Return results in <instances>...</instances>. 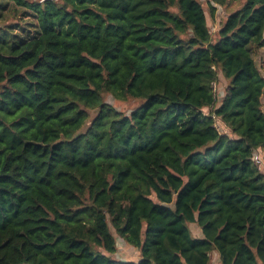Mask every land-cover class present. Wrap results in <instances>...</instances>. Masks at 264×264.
I'll return each instance as SVG.
<instances>
[{
	"label": "trees",
	"instance_id": "1",
	"mask_svg": "<svg viewBox=\"0 0 264 264\" xmlns=\"http://www.w3.org/2000/svg\"><path fill=\"white\" fill-rule=\"evenodd\" d=\"M8 2L36 29L0 25V264H264V0L214 39L199 0Z\"/></svg>",
	"mask_w": 264,
	"mask_h": 264
},
{
	"label": "rangeland",
	"instance_id": "2",
	"mask_svg": "<svg viewBox=\"0 0 264 264\" xmlns=\"http://www.w3.org/2000/svg\"><path fill=\"white\" fill-rule=\"evenodd\" d=\"M4 1L5 0H0V3ZM33 1H41V0H33ZM199 1L202 4L203 9L205 10L206 21L212 33L213 39L216 37L215 33L219 29L226 15L231 11L232 12L235 11L244 3V0H230V2L227 5H221L215 3L213 0H199ZM209 3H211L213 6L216 7L215 15L213 18L209 16ZM22 11H26V12L22 13ZM2 15L3 16H2V20H0V25L3 24L14 25L15 23H23L28 29L26 32H24V35L27 36L33 35L34 30L36 29L34 23L35 20L31 16L30 12H28V10L15 6L10 2H8L6 4L5 9L2 11ZM13 30L20 31L17 26H13ZM253 56L256 60L260 72L264 75V47L257 50L256 52H253ZM217 74H218V80L213 85V91L215 97L218 99L224 94V89L227 84V81L222 76L220 71H218ZM261 101H262V108L264 110V96L262 97ZM106 102L113 105L117 110H123L126 112H129L133 107L138 105L137 100L119 101V100H115L110 95L106 98ZM215 126L220 132L222 133L225 132V127L220 121L217 120L215 122ZM116 247L117 250L115 253V257H117L119 260L136 259L137 252L135 250L128 248L119 237H116Z\"/></svg>",
	"mask_w": 264,
	"mask_h": 264
},
{
	"label": "crops",
	"instance_id": "3",
	"mask_svg": "<svg viewBox=\"0 0 264 264\" xmlns=\"http://www.w3.org/2000/svg\"><path fill=\"white\" fill-rule=\"evenodd\" d=\"M225 130H227L226 127H225ZM192 227H193V229H192ZM190 228H191V231L193 232L194 236H196V237H200L201 236L200 229L196 225L191 224ZM211 264H221L220 260H219V257H218V254L216 252H212L211 253Z\"/></svg>",
	"mask_w": 264,
	"mask_h": 264
},
{
	"label": "built area",
	"instance_id": "4",
	"mask_svg": "<svg viewBox=\"0 0 264 264\" xmlns=\"http://www.w3.org/2000/svg\"><path fill=\"white\" fill-rule=\"evenodd\" d=\"M253 161L258 168L264 167V164L262 163L261 158H259V156L256 152H254V154H253Z\"/></svg>",
	"mask_w": 264,
	"mask_h": 264
}]
</instances>
